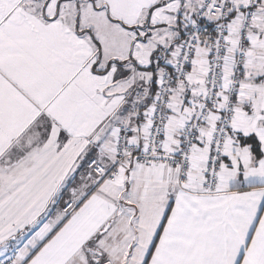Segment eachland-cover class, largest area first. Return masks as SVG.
<instances>
[{
	"label": "snow or ice",
	"instance_id": "6c2138e0",
	"mask_svg": "<svg viewBox=\"0 0 264 264\" xmlns=\"http://www.w3.org/2000/svg\"><path fill=\"white\" fill-rule=\"evenodd\" d=\"M0 264H264V0H0Z\"/></svg>",
	"mask_w": 264,
	"mask_h": 264
}]
</instances>
